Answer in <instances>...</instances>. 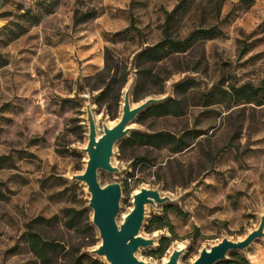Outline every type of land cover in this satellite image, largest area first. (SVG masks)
<instances>
[{
  "label": "rangeland",
  "instance_id": "374dc122",
  "mask_svg": "<svg viewBox=\"0 0 264 264\" xmlns=\"http://www.w3.org/2000/svg\"><path fill=\"white\" fill-rule=\"evenodd\" d=\"M178 4L173 37L196 28L219 33L151 67L158 77L141 85L150 93L132 104L169 93L184 113L136 116L127 136L184 129L200 135L178 153L117 144L111 161L119 172L99 170L97 180L121 185L118 223L141 186L172 200L146 206L143 224H164L140 229L154 245L136 256L151 264L179 245L185 250L178 264H190L202 248L222 237L239 240L257 225L264 212V96L237 101L230 87L264 88V0H0V264H40L23 233L31 219L54 215L34 225L43 237L62 243L67 258L86 252L85 264H108L91 252L100 239L86 184L70 179L86 165L85 103L97 134L116 122L124 90L135 87L134 55L163 38L165 17ZM87 11L94 15L83 19ZM113 63L118 67L109 68ZM179 82H188L184 91ZM64 208L86 214L67 227ZM237 252L264 264V237ZM70 259L60 254L57 261Z\"/></svg>",
  "mask_w": 264,
  "mask_h": 264
},
{
  "label": "water",
  "instance_id": "95a60500",
  "mask_svg": "<svg viewBox=\"0 0 264 264\" xmlns=\"http://www.w3.org/2000/svg\"><path fill=\"white\" fill-rule=\"evenodd\" d=\"M131 84L124 90L120 116L113 125L102 124V132L97 134L95 119L89 103H85L87 120V143L81 150L86 153V165L82 173L72 174L71 180L84 182L89 193L88 207H90L91 222L98 231L100 239L92 253L103 256L108 264H151L138 259L136 252L140 248L154 245V239L140 234L144 222L147 205L155 206L172 200L162 196L155 188L141 186L132 194V207L122 221L118 223L116 217L119 211L121 185L110 182L101 185L97 180L99 170L109 173L119 172L111 158L114 147L132 130L130 123L149 105L159 103L170 96L169 93L160 96H148L137 104L131 102ZM264 237V212L259 216L257 225L239 240L222 237L208 248H202L190 264H216L228 257L231 251H243L255 240ZM185 247H175L168 258L160 264H178L179 257Z\"/></svg>",
  "mask_w": 264,
  "mask_h": 264
},
{
  "label": "trees",
  "instance_id": "16d2710c",
  "mask_svg": "<svg viewBox=\"0 0 264 264\" xmlns=\"http://www.w3.org/2000/svg\"><path fill=\"white\" fill-rule=\"evenodd\" d=\"M181 5H176L165 17L162 32L163 38L153 45L146 46L138 53L134 55L133 64L136 67V83L135 87L131 89L130 96L133 101H139L143 96L150 93V91H142L141 85L146 82V78H157L158 76L152 71V66L166 59L172 55L185 52L200 38L211 39L216 36L219 31L215 27L210 28H196L188 33L184 38H175L172 36V27L175 17L180 14ZM52 9H48L47 12H51ZM94 15L93 11H87L83 13L82 18L88 19ZM118 64H111L109 68ZM188 82H179L176 88L180 91H184ZM104 92V91H103ZM230 93L232 98L237 101H246L256 99L259 94L264 96V88L254 87L250 83H245L240 86L232 85L230 87ZM103 94V93H102ZM184 113V108L181 100L175 97H167L163 101L149 105L145 110L141 111L137 118L143 120L148 115L154 116H166L174 115L180 116ZM200 135L199 131H192V129H184L179 134H174L167 130H157L152 132L133 131L129 136L121 140L118 145L120 149L132 147L134 145L151 146L154 148L168 147L170 152L178 153L192 146V139H195ZM4 196L0 190V198ZM64 216L68 218L64 221L67 227H73L75 220L82 215L86 214V210H75L74 208H64L62 210ZM79 215V216H76ZM57 218L54 215L51 218H44L42 216L35 217L30 220L26 226V230L23 236L28 244L30 252L39 261L40 264H59L57 261L61 254V259L73 258L71 262L61 264H85V260H89L90 256L86 252H81L78 255L70 256L69 250H64V246L57 240L48 239L42 236V234L35 229V224H41L43 222H50ZM154 220L150 219L148 223H144V229L147 232H151L157 228L164 226L163 223L154 225ZM35 225V226H34ZM164 240V238H162ZM162 242V241H161ZM167 245L160 246L155 250L156 257H160ZM216 264H250L248 259L237 251H231L229 257L217 262Z\"/></svg>",
  "mask_w": 264,
  "mask_h": 264
},
{
  "label": "bare ground",
  "instance_id": "6f19581e",
  "mask_svg": "<svg viewBox=\"0 0 264 264\" xmlns=\"http://www.w3.org/2000/svg\"><path fill=\"white\" fill-rule=\"evenodd\" d=\"M180 246H181V245H179V247H180ZM167 258H168V257H167ZM167 258H165L164 261H165Z\"/></svg>",
  "mask_w": 264,
  "mask_h": 264
}]
</instances>
